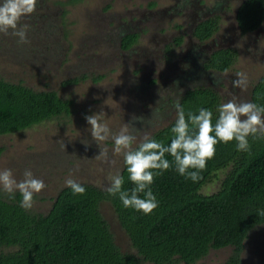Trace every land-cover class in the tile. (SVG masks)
<instances>
[{"label": "rangeland", "instance_id": "374dc122", "mask_svg": "<svg viewBox=\"0 0 264 264\" xmlns=\"http://www.w3.org/2000/svg\"><path fill=\"white\" fill-rule=\"evenodd\" d=\"M58 1L66 0H37L41 9L21 16L18 25H27V42L17 43L11 30L0 32V78L11 83L22 82L34 91H54L60 98L72 101L68 118L0 136V147L4 148L0 168L12 169L13 175L21 179L24 168L29 167L34 176L44 181L45 186L34 193L32 206L28 208L37 213H47L52 199L67 186L66 178L107 187L111 175L122 167L123 154L113 150L111 137L103 141L91 137L85 114L102 111V119L111 133L119 132L126 124L128 132L136 138L131 147L140 143L145 135L149 137L154 128L134 123L150 111L163 114V102L170 100L172 92L161 85L174 78L167 76L165 66L168 65L163 57L176 62L186 52L183 46V49L178 47L162 54L163 48L172 38L180 36L184 43L190 38L188 26L192 8L185 5L183 9V0H81L66 8L57 7ZM216 1L201 0V3L208 9L213 8ZM219 2L222 4L216 10L217 35L228 37L230 34L225 30L234 26L238 0ZM151 3H154L150 8L153 16L138 23ZM178 9L179 13L173 15ZM39 12L47 14V19L38 16ZM122 26L139 36L130 53L119 49L118 28ZM233 32L234 47L238 51L235 63L215 87L206 86L216 91L220 103L232 94L238 99L250 98L253 86L264 75V28L255 35L240 36L234 28ZM237 71L246 74L247 84L243 89L232 87ZM151 73L154 74L151 83H157L148 89L145 81ZM134 83L144 91L134 90ZM203 83L201 86L205 87ZM155 87L162 88L161 92ZM174 118V111L167 112L158 127ZM100 149L107 151V158L96 157ZM223 178L224 171L216 173L201 193H215ZM100 211L121 250L134 253L117 225L113 209L102 204ZM231 251L230 248L210 251L196 264H222ZM239 264H264L263 226L248 234Z\"/></svg>", "mask_w": 264, "mask_h": 264}, {"label": "trees", "instance_id": "16d2710c", "mask_svg": "<svg viewBox=\"0 0 264 264\" xmlns=\"http://www.w3.org/2000/svg\"><path fill=\"white\" fill-rule=\"evenodd\" d=\"M80 1H58L55 5L66 8ZM35 9H41L39 4ZM39 15L47 19L44 12ZM235 21L242 35L258 30L264 23V0H241ZM217 28L218 17H211L197 24L192 36L206 41ZM138 37L136 33L123 35L119 49L129 50ZM181 41L182 37L177 38L175 44ZM236 57L234 50L219 51L203 67L223 73L234 65ZM250 98L264 101V75L253 86ZM178 103L186 112L208 107L215 117L220 97L212 88L197 86L188 89ZM71 109L72 101L54 91H34L22 82L0 78V136L68 118ZM174 113V120L160 128L162 120L155 111L134 124L154 128L149 137L167 143L176 110ZM248 144L245 150L237 149L234 141L218 142L195 180L178 174L166 153L170 167L154 175L150 185L159 203L147 214L123 207L106 188L90 184H83L82 194H73L69 186L60 189L47 213L22 208L18 191L11 199L0 191V264H196L210 251L226 248L232 251L222 264H239L250 231L264 227V215L256 214L258 208H264V134H249ZM3 151L0 147V155ZM223 171L219 189L202 194L211 178ZM119 173L124 178L122 188L130 189L133 182L128 179L123 159ZM102 204L113 209L134 253L121 250L117 244L101 214Z\"/></svg>", "mask_w": 264, "mask_h": 264}, {"label": "clouds", "instance_id": "9594fccd", "mask_svg": "<svg viewBox=\"0 0 264 264\" xmlns=\"http://www.w3.org/2000/svg\"><path fill=\"white\" fill-rule=\"evenodd\" d=\"M36 4L37 0H0V32L9 33L11 30L10 34L17 38V43L27 42V25H18V21L21 16L33 12ZM234 77L232 87L243 89L247 84L246 74L237 71ZM175 108L176 119L171 125L168 142L145 135L135 148L131 145L136 138L128 132L126 124L119 132L111 133L102 119V111L85 114L91 137L95 141L111 137L113 150L117 153L122 151L128 179L133 186L130 189L122 188L124 178L117 170L111 175L106 191L116 195L123 207L147 214L158 205L159 201L150 185L154 175L170 167L166 153L172 158L171 166L178 174L195 180L199 170L205 167L206 160L214 155L218 142L234 141L237 149L247 150L249 134H264V101L238 99L232 94L231 98L216 105L215 117L208 107L186 112L177 103ZM107 155L106 150L100 149L96 157L107 158ZM64 184L73 194L85 191L84 185L71 177L66 178ZM44 186V181L34 176L29 167L24 168L21 179L13 175L12 169L0 168V191L8 193L10 199L14 191H18L22 208H31L34 193ZM256 214L264 215V208H258Z\"/></svg>", "mask_w": 264, "mask_h": 264}, {"label": "flooded vegetation", "instance_id": "af4514ba", "mask_svg": "<svg viewBox=\"0 0 264 264\" xmlns=\"http://www.w3.org/2000/svg\"><path fill=\"white\" fill-rule=\"evenodd\" d=\"M183 2L184 3L181 4V7L188 5V8L189 7L192 8V12L190 13V25L188 26L190 28V32H189L188 37L190 36V38L188 39V42L186 41L185 43H184V40L182 38L181 43H179L178 45L175 44V41L177 38H180V36H178L176 38H172V40L170 41L171 43L166 44V46L163 48L162 54L166 53V52L168 53L170 50H173L174 48H178V47L182 48L183 46L186 48V52H184V54H182L179 57V59L176 60V62H175V60H169V59H166L165 57H163L165 62H166L165 65H168V67L165 66L166 67L165 71L167 72L166 73L167 76L174 77V78H173V81L171 80L169 83L165 82L164 84L161 85V87H164V86L167 87L168 90L172 93H171V98L168 97V98H170V100L169 99L166 100L167 103L163 102V106L161 105L164 109H163V114L158 115V117L160 119H164V116L166 115L167 112L170 113L171 111L176 110L175 104H177L180 101L181 97L185 94V92L188 89H193L194 87L201 86L202 84H204L203 82H205L204 88H206L207 85H212V87H215L218 84V82L220 80H222L223 75L226 71L223 73L213 72L211 70H205L203 66L209 61L210 57L214 53L219 52V51L234 50L238 55V51L234 47V40L232 39V35H233V33H235V32H233V28L236 30V33L240 36H244L247 34H254L255 35V34H258L259 32H261L262 29L264 28V23H263L262 26L258 30L254 31L252 33H246V34L242 35L240 33V31L237 27V23L235 21V16H236V12H235V14H234V26L231 25V27H232L231 29L225 30L226 32L227 31L229 32L230 36L225 37L224 34L223 35H217V33H218V28H217V31L212 35V37H210L206 41L200 42L199 40L195 39L192 36V33H193L195 27L201 21L206 20V19L211 18V17L212 18L215 17L217 15L216 10H218L221 7L220 5L222 3L219 2V0H217L214 4L213 8L207 9L203 6V3H201V0H195L194 2H193V0H183ZM240 2H241V0H238L237 7L239 6ZM153 7H154V3L149 4V8L146 9L145 14L143 15V17H141L142 21H139L138 23H143V21L145 19H151V16H153V12H152V10H150V8H153ZM237 7H236V10H237ZM180 9L175 10L173 12V15H177V13H179L178 11ZM177 27H179V26H177ZM118 32H119V35L117 37L118 40L123 35L134 33L129 28H127L125 26L119 27ZM135 45H133L129 50H127L125 52L130 53V51L134 48ZM158 61H160V59ZM153 75L154 74L151 73L149 76L146 77L145 85H146V87H148V89L150 88V86L154 87V85L157 83L156 81H152L153 85H151L152 83H151L150 79L153 77ZM158 87H155V89H157ZM132 88L134 90H137L138 92L144 91V88H142V87L139 88V86L136 87L135 83H134ZM159 89H162V88H158V90ZM158 101H160V98L158 99ZM160 102H162V101H160ZM157 104H158V102H157ZM160 104H162V103H160ZM151 118H154V117L151 116Z\"/></svg>", "mask_w": 264, "mask_h": 264}]
</instances>
